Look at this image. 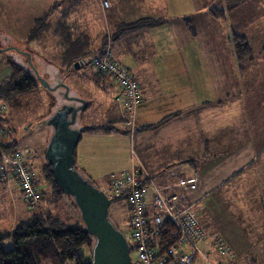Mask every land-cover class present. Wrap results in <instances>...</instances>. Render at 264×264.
I'll return each instance as SVG.
<instances>
[{
  "label": "crops",
  "instance_id": "0c3cea01",
  "mask_svg": "<svg viewBox=\"0 0 264 264\" xmlns=\"http://www.w3.org/2000/svg\"><path fill=\"white\" fill-rule=\"evenodd\" d=\"M98 1L100 10L103 14L102 18L94 17L87 9L86 12L81 13L80 21L78 19L76 23L77 18L73 19L75 13H73L69 7L71 1L59 0L51 4L49 9L57 2H59L60 5L63 3L66 7L64 6V9H62V14L60 16L53 17L54 19H52V13L57 10V8H55L50 14L51 18L49 17V22L51 23V20H54V23L57 22L64 12H67L69 14L67 20L73 25L75 24L77 29L85 32L89 36V39L92 41V50L100 47L103 35L107 32V29H112L113 26L119 22L130 23L142 17L162 18L165 22L154 28H142L129 31L112 43L115 59L125 66L135 77L140 85L141 94L143 95V102L136 110L137 113L134 114L133 118L135 131L132 133L134 134H129L126 129L123 131V129L126 128L124 123L128 119V113L124 111L125 97L119 86L112 79L109 78L108 80L100 81L101 88H98L93 85L95 82L92 79L94 75H97L93 69L92 73L94 75L92 78L86 76L83 77L85 80H78L80 83L90 82V84H92L103 96H111L116 103L117 114L112 109V113H114L113 116L105 118L106 120L100 126L80 128L75 125V128L80 131L85 129V131H81L80 139L82 140V138H84V140H86V143H84L86 154L78 152L77 155H75L77 170L79 173H83L88 177L87 161L90 158L96 159V152L101 145L113 146L116 144V139H113L115 136L123 134L131 135L134 138V147H137L136 149H138L139 155L141 156L140 160H138V164L136 165L133 163L132 165L144 171L146 170L145 172L153 177V181L149 180L148 183H153L158 188L164 189L167 193L175 192L183 194L186 200L188 199L193 204L198 221L205 227L208 233L207 238L201 243L203 249L205 251H213V256L217 261L227 260L228 264H252L254 261L253 258L261 255L256 252L258 250L257 247L260 250H263L264 247L261 243L250 244L251 241L247 233L255 229V226L249 229L248 225L245 224V220H243V216L246 214L243 208L246 204L242 203V205H237L238 199H236V202L233 201L235 198L240 197V192L249 191L248 189L246 190L247 186H249L250 190H254V186L247 185L244 182L242 184L240 182L233 184L229 181L227 183H221L224 179L218 178V176H221L220 173L224 168L226 170L225 177L232 176L234 181L237 176L247 170V163L249 161H256L259 159L261 145H264V127L260 122L256 123L250 121V119H244L242 115L234 113V91L230 92V90H228L226 87V74L222 70L211 66L209 63L210 60H208L210 67L205 71L209 79L202 80L201 42H196L197 29L194 24L193 16H196L197 10L196 8L193 9L192 0ZM104 1L108 3L109 7L107 18H105L102 8ZM85 15L87 17H85ZM187 17L192 21V25L196 32L195 36H192L185 26L183 18ZM50 32L54 38V48L60 49L58 46V39L52 30H50ZM95 32L96 35H94ZM27 39L29 43L35 42L37 48H40L39 43L43 38L29 40L28 34ZM94 39H96L95 42ZM230 46L233 51L232 44H230ZM60 51L59 59L61 64L62 50L60 49ZM17 53L20 55L21 60V63L16 62L18 65L28 70L31 68L35 77H37L34 70L36 69L39 76L46 79L43 77L45 73L40 70L38 63L42 55L46 61L44 54L41 55L40 51L34 50V53L31 52L30 54L31 59L28 60V57L24 53ZM159 54L161 56L160 58L158 57ZM233 58L235 60L234 52ZM10 61L14 60H9L8 63H10ZM31 61L37 65V68L33 67ZM262 61L264 62V58ZM234 62L235 74L238 76L240 75V77L242 73L248 72V70L255 65L254 62L245 72H240L236 60ZM27 65L28 67L26 68ZM220 65H222V62H220ZM73 68V72L75 71V73L82 70L81 66L78 65L67 70ZM214 73L216 77L211 76ZM71 77L77 79L73 74ZM6 80L7 79H5V81ZM46 80L49 81L48 79ZM5 81L3 80L2 83ZM218 83L221 89L225 88L226 94H219L218 98H212L211 95H217L215 90L218 88ZM62 84H66V82L56 83L58 88L54 89L53 93H58L60 87L67 92ZM67 93V97L64 96L65 98L62 101L60 98L55 97V103H65L64 100L72 102V100L76 99L80 104L82 103L81 100H78L80 97L77 92L68 88ZM68 106L76 107L72 103H69ZM217 106H220V108L225 106L224 118L218 121H212L210 114ZM56 112L57 111L52 115ZM124 113L126 115H124ZM172 114L177 115L171 116L158 126H154L155 128L151 130H143V127L156 125L163 118ZM204 116H207L206 120L202 119ZM119 122H122L123 129L117 127ZM46 123V125H49L48 122ZM107 125L110 128L113 127V130L105 132V130L100 129V127H105ZM218 145H226L227 148V152H223L224 164L222 165H219L217 162L221 159L217 160L216 156L212 155V150L217 149ZM142 149L143 151L141 152ZM5 155L7 157L0 158V164L1 166L5 165L8 167L10 157L8 154ZM194 174L198 175V186L194 192H186L177 186L180 178H189ZM254 174L260 176V179H257V182H261L258 186V190L264 192V167L260 168L258 166ZM36 177L38 176L36 175ZM155 177H160V180L156 182ZM206 177H209L212 183L209 184ZM5 180L7 181V179ZM147 185V207L151 215H154L152 208L153 188L150 187L149 184ZM216 186L229 192L227 195L228 197L224 196V198L230 201L229 204L231 206L227 205L225 202V212L227 214L223 213V218L217 216L212 210H208L207 205L212 203L210 200L206 204V200L213 196L211 192L215 190L213 187ZM43 188H45L44 185ZM0 191L2 197H6V191L2 186ZM11 198H13V196H11ZM217 201L219 204L224 205L218 197ZM260 205L262 211L261 217L264 223V207L261 202ZM20 206L22 207L20 209L22 213L18 218L23 216L26 209L23 201L20 203ZM197 206L199 207L198 211ZM239 206H241V208H239ZM238 208L242 210L240 211L242 213L240 219L241 223H239V219H233V217L237 216L234 213L239 210ZM201 214H203V217ZM219 231H221V233H219ZM217 236L220 238L222 237L221 239L223 241L218 242V246H214ZM227 245L230 246V250L226 249ZM221 251H225L227 255H229V251L232 252L230 261L224 258L223 255L225 254Z\"/></svg>",
  "mask_w": 264,
  "mask_h": 264
},
{
  "label": "rangeland",
  "instance_id": "374dc122",
  "mask_svg": "<svg viewBox=\"0 0 264 264\" xmlns=\"http://www.w3.org/2000/svg\"><path fill=\"white\" fill-rule=\"evenodd\" d=\"M56 1L59 0H0V84H2L3 80L5 81V79H9L10 68L8 61L14 60L17 63H21L20 55H18L17 52L24 53L29 60L31 59V52L34 53V50H37L41 52V55L44 54L46 57L45 61L42 55V58L38 61V63L40 70L45 73V76H42L49 81L44 78L43 79L50 87H47L38 79L39 86L37 91L34 94L21 97L19 99L18 106L14 107L8 102L0 101V113L6 119L3 126L7 131V133H5L0 140L5 142L7 141L9 144H15V148L20 150L23 154L24 163L31 166L32 172L35 174V184L37 186L39 185V202L35 208H31L22 198L23 189L20 188L18 179L9 171V166L7 167L3 165L4 169L9 172L6 181L2 173L3 168L0 170V189L2 186L6 191V197L4 198L2 197L0 191V232L12 231L15 225H17L20 221L24 219L26 220V218H29L34 212L45 211V209L51 210L69 225H81L83 222L80 217L79 210L73 204V201L68 195L64 196L57 205L49 202L52 198V188L48 185L42 171V167L47 162L46 150L53 134V129L51 127L49 128V126L46 125V122L51 120V116L55 111L61 110L64 106H68V104H64L63 102L60 104L55 103V97L60 98L62 101L65 98L64 96H66V92L62 87L58 89L59 94L53 93L54 89L58 88L56 83L66 82L65 85L68 88L79 94L78 96L80 99L78 100L82 101L81 104L77 101V99L72 100V102L64 100V102L72 103L79 108L75 125L80 128L87 126H100L106 120L105 118L113 116L114 113H112V109L117 114V108L116 103L113 101L111 96H103L93 87V85L98 88H101V86H98L96 83L92 85L90 82L80 83L78 80H82L84 79L83 77L86 76L92 78L94 75L92 73L94 69L95 73L101 77L98 80L104 81L109 78L112 79L124 94L123 86L112 73L101 71L98 67L92 64V57L95 55L89 57L86 62L80 61L77 63V65L82 68V70L78 73H75V71L73 72L74 68L70 70L62 68L60 66L61 64L59 59L61 51L60 49L54 48V38L50 30L43 33V39L39 43L40 48H37V44H35V42H28L27 37L33 25L34 19L40 17L47 9H49V6ZM105 2L106 1L103 2L102 8L105 18H107L109 7L105 4ZM223 2L224 0H192L193 9L196 8L198 12H196V16H193V18L197 29L196 42H201L200 51L202 56V80L209 79V76L207 77L205 71L210 67L208 64V60H210L209 63L211 66L222 70L226 74V87L228 90H230V92L234 91V113L242 115L244 119H250V121H254L256 123L260 122L264 127V62L262 61L264 58V52L262 50L264 48V0H250L237 9L228 12L225 19L212 18L209 15V8ZM64 6L65 5L61 3L57 10L52 13V19H54L53 17H58L62 14ZM69 7L73 13H75L73 19L77 18L76 23L78 19L80 21L81 13L86 12L87 9L94 17H103L98 0H74V2L70 3ZM85 17L87 16L85 15ZM51 21V24H53L54 20ZM110 30V28L107 29L105 38L106 44L101 53H103L107 48L110 49L114 63L121 69L126 70L128 74L135 79L129 70L117 59H115L113 55V41L111 40ZM232 31L240 32L248 37L253 48L255 61L259 60L255 62L254 67L250 68L248 72L242 73L241 77L240 75L238 76L235 74V60L230 46ZM94 35H96V32ZM95 41L96 39H94V42ZM158 57H161L160 54ZM220 62H222V65H220ZM31 63L34 68H37V65H35L34 62L31 61ZM47 63L51 64L48 65ZM27 67L28 65L26 68ZM29 69L31 70V68ZM34 70L35 72H38L36 69ZM72 74L76 76L77 79L72 78ZM211 76L216 77L215 73ZM137 85L138 91L141 94L138 81ZM215 91L217 95H211L212 98H218L219 94H226L225 88L221 89L219 83L218 88ZM142 98L143 95L141 94V102L137 106V109L142 104ZM83 105H85V107L81 108ZM224 108L225 106H223V108L217 106L215 110L213 109L214 111H211L210 114L211 120L218 121L223 119L225 114ZM137 109L134 110V114L137 113ZM124 111L128 113V119L124 123L126 128H122V122H119L117 127L122 128L123 131L126 129V131L130 134L135 131V123L130 122L131 118L129 109L126 105V97L124 101ZM124 115L126 114L124 113ZM206 118L207 116H204L202 119L206 120ZM105 127L107 129L109 128L108 125ZM113 139H116V144L113 146L101 145L96 152V159L90 158L87 161L88 177L95 182L94 184L100 190L105 191L108 195L112 193V184L114 179L121 177L122 172L139 169L137 166H133L132 164L134 163L137 165L138 160H140L141 157L138 149H136L137 147H134V138L131 135L123 134L115 136ZM85 141L86 140H84V138L79 140L75 148V155H77L78 152L86 154V148L84 149V143H86ZM0 151H2V154L5 153L2 149ZM142 151L143 149L141 152ZM223 152H227L226 145H218L217 149L212 150V155L216 156L217 160L221 159L217 161L219 165L224 164ZM24 154L27 157L30 156L29 159H26ZM259 155L260 157L258 160L249 161L247 163V170L237 176L234 181L232 176L225 177L226 170L224 168L220 173L221 176L219 175L218 178L224 179L221 183H227L229 181L233 184H237V182L242 184L244 182L247 185L254 186V190H250L249 186H247L246 190L248 189L249 191L243 193L240 192V197L235 198L233 202H236V199H238L237 205H242V203L246 204L243 208L246 211V214L243 216V220H245V224L248 225L249 229H251L250 227L255 226V229L250 230L247 233V236L251 241L250 244L261 243L264 247V223L261 217L262 211L260 205L261 202L264 207V192L258 190V186L261 182H257V179L259 180L260 176L254 174L258 166L260 168L264 167V145H261ZM138 173L139 176L143 177V180L148 179V174H146L147 172L142 173L141 171H138ZM36 175L38 177H36ZM207 179L209 184L212 183V180L209 177ZM155 180L158 182L160 177H155ZM43 185L45 188H43ZM213 188L215 189L211 192L213 193V196L206 200V204L210 200L212 203L207 205L208 210H212V212L217 216L223 218V213L227 214L225 212V202L227 205L231 206L229 204L230 201L224 198V196L228 197L227 195L229 192H226L224 189H220L217 186ZM41 190L44 191L43 195L41 194ZM11 196H13V198H11ZM42 196H44L43 200H41ZM146 196L148 198V195ZM217 197L224 205L218 203ZM22 201L24 202V207L26 209L23 216L18 218L22 213L20 210L22 208L20 203H22ZM239 208H241V206H239ZM233 209L236 210L235 208ZM198 210L199 207L197 206V211ZM240 211L242 210H237L234 213L237 215L235 216L236 218L233 217V219H239V223H241L240 219L242 216ZM108 212L111 222L124 234L128 243L133 246V230L129 227L130 211L125 199L121 196L115 198L113 203H111ZM201 216L203 217V214H201ZM219 233H221V231H219ZM221 238L217 236V243L223 241ZM201 243L200 248L205 251ZM4 246L6 248L12 247L11 241H5ZM226 249L230 250L231 248L227 245ZM257 249L258 250L256 252L261 254L255 257L257 258V264H264V249L260 250L258 247ZM84 251L86 253L90 251V249L86 248ZM228 253L229 255L223 253L225 254L223 256L225 259H229L230 261L232 252L229 251ZM213 254V251H211V262L217 261ZM130 256L132 264H140L136 249H131ZM192 264H209V262L202 255H198Z\"/></svg>",
  "mask_w": 264,
  "mask_h": 264
},
{
  "label": "trees",
  "instance_id": "16d2710c",
  "mask_svg": "<svg viewBox=\"0 0 264 264\" xmlns=\"http://www.w3.org/2000/svg\"><path fill=\"white\" fill-rule=\"evenodd\" d=\"M70 1L74 2V0ZM248 1L250 0H224L221 4L211 6L208 10L209 15L214 19H225L228 12L237 9ZM59 5L60 3L57 2L41 17L34 20L29 32V40L41 39L45 31L52 30L58 39V46L62 50L61 66L64 69H69L76 66L80 61L86 62L89 57L101 54L106 44V33L103 35L100 47L92 50V41L89 39V36L85 32L77 29L75 24L73 25L67 20L69 18L67 12H64L54 24L49 22L51 12L55 8H58ZM183 21L191 35L195 36L196 32L191 19L187 17L183 18ZM164 22L162 18L151 17H142L130 23L119 22L115 24L110 31L111 40L117 41L122 35L129 31L142 28H154L164 24ZM231 44L239 71L245 72L249 66L256 62L252 45L246 35L237 31H232ZM262 50L264 52V48ZM9 66L11 69L10 77L0 84V101L8 102L16 107L21 97L34 94L37 91L39 81L38 78L32 74V69H25L14 61H10ZM100 78V75L97 74L92 80L100 86V80H98ZM67 103L68 102H65L64 104ZM176 115L177 114L169 115L156 125L143 127V130H151L166 119ZM5 120L6 119L0 113V127L3 126ZM100 129L109 132L113 130V127H109L108 129L106 127H100ZM81 131H85V129ZM1 149L5 152L3 154L8 155L18 150L15 148V144H9L3 140H0V150ZM1 157L2 151H0V158ZM138 171L146 173L142 169H138ZM43 173L48 185L52 188V198L49 202L57 205L66 195L63 193L58 181H56L48 162L43 166ZM146 174H148V179L153 181V177L149 173ZM81 175L92 182V180L83 173H81ZM148 179L142 182V184L147 187V184L150 185ZM41 194L43 195L44 191L41 190ZM69 197L78 209L74 199L71 196ZM41 198V200H43L44 196ZM111 201L113 203L114 200ZM186 201L187 205H192L195 211L193 204L188 201V199ZM146 215L151 218L149 210ZM131 218L129 213L130 229H132ZM150 220L147 222V227L153 228ZM160 228V234L153 236L148 241V247L150 249H157V259L162 258L167 248L173 242L170 235L174 227L169 222H166ZM132 239H134L133 234ZM5 241H11L12 247L6 248L4 246ZM94 244L95 239L87 233L83 222L81 225H69L65 223L60 216L54 214L49 209H45V211L34 212L28 219L20 221L12 231L0 232V264H92V249ZM133 244V246L129 244L130 252L132 248L136 249V242L134 240ZM86 248L90 249V251L85 253L84 249ZM253 260L252 264H257V258H253ZM163 264L172 263L167 260Z\"/></svg>",
  "mask_w": 264,
  "mask_h": 264
},
{
  "label": "built area",
  "instance_id": "2783aa9c",
  "mask_svg": "<svg viewBox=\"0 0 264 264\" xmlns=\"http://www.w3.org/2000/svg\"><path fill=\"white\" fill-rule=\"evenodd\" d=\"M105 4L108 5L107 2ZM92 58L94 66L101 71L112 73L120 81L130 112V122H134V110L141 102L137 81L126 70L114 63L110 49L107 48L103 53ZM5 133H7L5 127H0V137L4 136ZM5 156L2 154V157ZM24 156L26 159L30 157L25 154ZM9 157V171L18 179L20 188L23 189V200L29 207L35 208L39 202V188L35 184V174L32 172L31 166L24 163L23 154L20 150L9 154ZM2 168L3 176L7 179L9 171L0 166V170ZM143 181V177L139 176L138 169L122 172V176L113 181L112 193L109 195L106 193L111 200L120 196L123 197L130 208L133 240L136 242L140 264H163L167 260L172 264H192L198 255H202L209 264H228L227 260L211 262V251H203L200 248V243L207 238V233L197 220L192 205H187L183 194L167 193L164 189L150 183L149 186L153 188L152 208L154 215L149 218L146 215L148 211L147 186L142 184ZM197 184L198 175L195 174L189 178H181L177 186L186 192H194L197 189ZM149 220L152 222L153 228L147 227ZM166 222L174 227L170 235L173 242L162 258L157 259V249H150L148 241L153 236L160 234V227ZM214 246H218L217 240L214 242ZM221 252L225 253V251Z\"/></svg>",
  "mask_w": 264,
  "mask_h": 264
},
{
  "label": "water",
  "instance_id": "95a60500",
  "mask_svg": "<svg viewBox=\"0 0 264 264\" xmlns=\"http://www.w3.org/2000/svg\"><path fill=\"white\" fill-rule=\"evenodd\" d=\"M35 73L49 87L38 72ZM62 86L68 92V87ZM78 111L77 107L64 106L52 117L53 134L46 150L47 162L63 193L74 199L87 233L95 239L92 264H132L128 241L109 217L111 199L76 168L75 148L81 135L75 128Z\"/></svg>",
  "mask_w": 264,
  "mask_h": 264
},
{
  "label": "flooded vegetation",
  "instance_id": "af4514ba",
  "mask_svg": "<svg viewBox=\"0 0 264 264\" xmlns=\"http://www.w3.org/2000/svg\"><path fill=\"white\" fill-rule=\"evenodd\" d=\"M57 112H58V111H57ZM54 115H55V114H54ZM54 115H52V117H53ZM52 117H51V119H52ZM50 121H51V120H50ZM50 121H48V124H49L48 126L51 127V128L53 129V126L51 125Z\"/></svg>",
  "mask_w": 264,
  "mask_h": 264
}]
</instances>
